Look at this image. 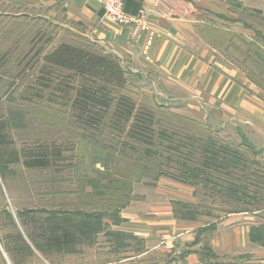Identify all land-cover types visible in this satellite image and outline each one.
Wrapping results in <instances>:
<instances>
[{"label":"rangeland","instance_id":"374dc122","mask_svg":"<svg viewBox=\"0 0 264 264\" xmlns=\"http://www.w3.org/2000/svg\"><path fill=\"white\" fill-rule=\"evenodd\" d=\"M59 12L0 0V205L31 210L27 222L38 226L53 219L54 229L60 231L62 224L71 240L91 245L94 239L112 238L124 249L134 238L111 232L121 221L120 212L128 205L162 201L156 192L174 203L172 192L183 187L194 193L195 203L171 204L177 216L224 217L226 224L232 217V224L224 225L231 233L251 221L250 239L262 246L263 255L264 0H226L224 23H213L224 32L217 38L224 41V70L252 101L243 111L240 103H229L232 116H202L187 97L178 101L174 94H143L128 74L123 88H112V95L108 90L115 99L126 95L138 108L152 110L151 145L130 133L132 121L116 127L115 101L99 126L82 121L78 92L84 83L94 86L95 79L45 58L63 42L111 54ZM27 152L44 156L48 165L28 167ZM89 215H101L100 228L95 218L86 227ZM202 254L207 263L216 256ZM241 258L233 262L242 263Z\"/></svg>","mask_w":264,"mask_h":264},{"label":"crops","instance_id":"0c3cea01","mask_svg":"<svg viewBox=\"0 0 264 264\" xmlns=\"http://www.w3.org/2000/svg\"><path fill=\"white\" fill-rule=\"evenodd\" d=\"M10 1L20 7L46 8L55 15L61 11L82 35L118 58L132 85L145 95L174 94L178 101L187 97L199 105L202 116L216 118L224 113L232 116L229 103H240V111L250 105L243 87L224 70V41H217L224 32L213 24L224 23L226 0H129L128 24L105 15L96 0ZM179 189L170 196L174 203H195L192 191ZM155 195L162 201L128 205L120 212V223H113L111 232L134 238L124 249H118L112 238H97L91 245L84 239L71 240L66 227L63 234L62 224L60 231L54 229L53 219L38 226L27 222L30 209L0 205V264H264L262 246L250 239L253 222L235 227L239 236L224 230L232 217L226 218L227 224L224 217L181 218L174 203L160 192ZM210 251L216 256L207 263L202 252ZM245 254L250 256L246 259ZM235 258L243 262L234 263Z\"/></svg>","mask_w":264,"mask_h":264},{"label":"trees","instance_id":"16d2710c","mask_svg":"<svg viewBox=\"0 0 264 264\" xmlns=\"http://www.w3.org/2000/svg\"><path fill=\"white\" fill-rule=\"evenodd\" d=\"M128 2L129 0H124L126 12ZM45 59L55 66L75 72L84 78L95 79L97 82L93 80L94 86L84 83L78 92L80 100L77 103L81 107L80 115L85 124L99 126L115 101L113 120L119 119V122L117 121L119 125L116 127L123 129L127 123L132 121L130 133L141 141H147L150 145L154 143L152 110L138 108L135 101L126 95H120L116 99L109 95L108 90L112 95L114 92H111L112 88H123L128 82L127 71L117 57L93 51L86 46L63 42ZM97 80H101L102 83ZM98 107L101 109L96 110ZM0 142H2L1 139ZM47 163L44 156H34L33 152L26 154L25 164L28 167H43L48 165ZM89 217L84 221L86 227L95 223L92 221L94 218L96 219L94 225L101 227V215H89Z\"/></svg>","mask_w":264,"mask_h":264},{"label":"built area","instance_id":"2783aa9c","mask_svg":"<svg viewBox=\"0 0 264 264\" xmlns=\"http://www.w3.org/2000/svg\"><path fill=\"white\" fill-rule=\"evenodd\" d=\"M96 1L103 8L105 15L109 16L116 22L120 24H128L132 21V18L130 19L131 16L124 9V0H96Z\"/></svg>","mask_w":264,"mask_h":264}]
</instances>
